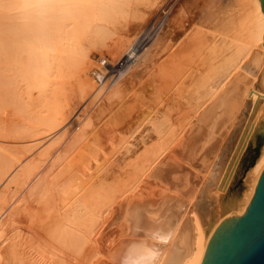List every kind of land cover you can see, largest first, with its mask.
Listing matches in <instances>:
<instances>
[{"label": "bare ground", "instance_id": "1", "mask_svg": "<svg viewBox=\"0 0 264 264\" xmlns=\"http://www.w3.org/2000/svg\"><path fill=\"white\" fill-rule=\"evenodd\" d=\"M200 1L197 18L216 34L194 32L155 64L194 22L186 5L172 14L168 35L148 44L154 27L138 35L133 0H0V141L64 124L35 157L24 152L40 137L29 148L23 142L25 150L0 142V264H200L222 220L245 212L264 169V13L259 0ZM86 34L95 43L114 36L110 53L120 57L110 77L125 67L124 79L72 132L71 112L95 91L81 77ZM139 60L146 86L133 89ZM236 128L239 140L198 213ZM258 133L245 190L228 194L238 157Z\"/></svg>", "mask_w": 264, "mask_h": 264}, {"label": "rangeland", "instance_id": "2", "mask_svg": "<svg viewBox=\"0 0 264 264\" xmlns=\"http://www.w3.org/2000/svg\"><path fill=\"white\" fill-rule=\"evenodd\" d=\"M187 1H191V0H133V3H132V5L134 7V11L133 12L136 15V21L138 23H140V25H141L140 28H139V30H138V35H142V34L146 33V29L149 30L151 26L154 27V28L152 27L154 30L152 31L151 36L147 40V41H149L148 44L152 43L154 41V39H157V38H158L157 40L160 41L159 38H161L165 34H166V36L168 35L167 34V30H170V28H168V26H167L168 25V22H169V19L171 18L172 14L176 11V9L178 8L179 5H186L188 12H192L196 16L195 19H194V22L192 24L186 25L184 27V29L174 39H172L168 43L166 50L164 52L160 53L156 57V60H155L156 63L155 64H158V63L164 61L165 59H167L168 56H169V54L175 48H177L189 35H191L194 32H200V33L202 32L206 36H210V37H211V34L212 35L213 34H216L215 28H214V26L212 24H207L205 22L200 21L197 18V17H199V14L201 13L200 10L202 8V2L200 0H198L197 3L190 4L189 5L188 3H186ZM218 1H221V2H219V5H221L222 2H226L227 0H218ZM161 17H163V23H162L161 26H157L156 19L157 18H161ZM87 36L90 37V38H88ZM108 36H110V35H108ZM108 36H106L105 37L106 39L104 38V40H99L100 42H97L98 44L95 43L96 40L93 39V37H91L90 35L86 34L85 37H87L88 39L87 38L86 39L89 40V41H91V42L85 41L86 39L83 36V39H85V40L82 39L83 42H82V46L81 47H83V50L84 51L81 50L80 52L85 53L86 54V58H84L85 60H84V63L82 64L83 71L81 73V77L82 78H85L86 77L88 80L91 81V83H93L92 85H94L93 88H95V89L92 88V90H95V91L93 92L91 89L90 90L92 91V94L95 97H93L91 95L89 97L90 99L87 100L88 103H89V105L88 104L87 105H88V107L90 106L89 108L85 104L87 102H85L84 99H83L84 102L83 101L81 102V103H84V104H80L78 106V108L79 107L81 108V109L79 108L80 109V112H81V110L83 108L84 109H85V107L88 108V109L82 110L81 113L83 114V116H82V114L80 112H78L79 110H77V109H74L71 112L70 118H68V120L70 119L69 122H71V127L69 129L71 130L73 126H74L73 128H75V130H72V132L73 131L75 132L76 129L78 130V128H80V126L82 125V123L84 122V120L86 121V119L88 118L87 115H89L91 111H93L95 109V112H96V110L98 109L97 107L100 106L99 103H101L99 101V99L101 100V97L102 98H103V96L105 97V95L107 94V92L109 93L112 90L113 84L116 81H117V84L118 85L123 84L122 83L123 82L122 79H124V75L122 77L120 76L121 77V79H120L119 74L120 73H123L122 71L125 70L124 69L125 67L124 68L122 67V70H121V67H120V69H118V70L115 71V76H113L112 79L110 78V75L112 74V70H111L112 68L111 67L112 66H115L117 64V62L119 61L120 54H118L117 56H114L113 54L110 53V47H111V44L110 43H112L110 41H113V40H109V39H112V37H114V36H110V37H108ZM164 39H165V37H163L161 39L162 41L159 43V45L164 46V42H163ZM92 41L93 42L95 41V42L93 43ZM101 41H103L102 42V45H99V43L101 44ZM146 46L147 45L145 43L143 49H145ZM152 48L154 49V46H152ZM80 49H82V48H80ZM102 58L105 59V60H107L108 66H105V67H102L101 68L98 65V60L99 59H102ZM140 60L137 63V65L135 67H133V69L137 70V72L140 71L139 73H141V71H142V73L139 74V73H136V71H134V70L132 71L131 70L132 72L135 73V79L139 77V79H138L139 82H138V80H136V84H135V87H133V89H136V86L139 87L141 85V83H142V85H144V87L146 86L145 85V82H146V78H147V75L148 74H146V69H145L146 67L144 69L142 68L143 66H142ZM83 65H85V66L83 67ZM139 65L142 66L141 68L143 70L140 69V68L139 69H136V68L140 67ZM94 72L98 75L97 78L94 75ZM130 72H129V74H130ZM138 83H140V84H138ZM110 88H111V90H110ZM129 89H131V88H128V91H131L132 90V89L131 90H129ZM99 90L101 92L98 95V93L96 94V92H99ZM100 94H101V96H100ZM91 98L92 99L93 98H96L95 100H97V101H95L94 99L92 100ZM90 100L92 101V103L90 102ZM144 101L146 102V98H144V100L140 101V103L142 104ZM94 103L96 104V107H95V104ZM136 103L133 104V101H132L130 103V106H132V105H135L136 106ZM140 103L138 101L137 107H135L134 109L139 108V107H141V109H143V107L141 106ZM93 104H94V109H92ZM20 105H19V107L21 109L19 111L21 112L22 109H23V112H24L25 107L22 108L23 107L22 104H20ZM83 105H85V107ZM82 106H83V108H82ZM18 109L19 108L17 107V109H14V111L15 110L18 111ZM86 110L88 111V113H86L87 112ZM83 111L84 112L86 111V112L84 113ZM73 114H75V115H73ZM84 114L85 115L87 114L86 115V118L84 117L85 116ZM91 115H92V112L89 115V117ZM243 117H245V114H243L241 116V118H243ZM105 118L106 117H104V119ZM88 120H89V118L87 119V121ZM62 125L64 126V124H62ZM62 125L59 126V127L60 128L63 127ZM59 127L56 128V129H54V130L52 129L53 130V133L55 135L52 133L51 130H48L49 131L48 133H46L47 131L45 132L46 137H45V134H43L44 136H41V137L40 136H37L38 139H37V137H35L34 139L32 138V139H28V140H25V141L24 140H19L16 143H15V140H13L14 142L11 141V140L10 141H7V142H3V141H0V142L3 143V144H1L2 146H6V147H10V148H11V146L12 147L14 146L13 148H15L17 146L18 148L20 147L21 149L22 148L24 149L26 146H28V144L32 143L34 140L37 141V140H39L41 138V140H39V142H42V143H39L38 144L39 146L37 145V143L34 142L37 145L35 148L34 147H33V149L29 148L31 146V144H30L27 147V148L31 149L30 151H29V149L28 150H25L27 148L24 149L25 152H24V150L22 151V152L25 153V155L27 157L29 155L31 157H32V155H33V157H35V156L38 155V152L41 153V151H44L45 150V149L43 150V147L47 146L46 144H49L50 141H53L52 139L54 138V136L56 137V134H57L56 132H58L56 130H61L62 129V128L59 129ZM70 130H69V132H70ZM54 131H56V132H54ZM72 132H70V133H72ZM127 133L129 134V132H127ZM240 134H241L240 133V129L239 128H236L232 132V135L230 136V139L226 142V147H225L224 151L221 150L222 152L220 153V156L217 159L216 165L213 167V169L211 170V173L209 174L210 177L209 176L207 177V181H206V183L203 185V187L201 189L200 195H199L198 200H197V204L198 205L195 208V211L196 212L199 213L201 211H205V209L208 207V205H206L207 199H206V196H205V192L207 191L208 188L214 186V185H212V183H210V181H213V179H214L213 177H211V175L213 176L215 174V176H214L215 179L214 180H216V179L218 180L219 177L223 175L224 170H225V167H226V164L228 163V159H229V157H230V155L232 153V149L236 146V144H237V142L239 140ZM126 136H128V137H126ZM126 136H125L126 139H128L129 136H130V134L129 135H126ZM44 137H45V139H44ZM130 139H131V137L129 138V140ZM261 140H262L261 133H258L257 136L254 138V141H251L250 140L249 143L247 144V146L245 147V149L242 151L240 157H238V162L236 164V168L234 170V173H233V175H232V177L230 179V182L228 184V187H227L228 194H237V195H240L243 192V190H245L244 187H243V185H244L243 182H244V180L246 178L247 172L249 171V169L253 165V162H254L255 158L257 157V155H258V149H259ZM23 142L26 144V146H25V144ZM22 143L24 145H21ZM51 143L52 142H50L49 146L51 145ZM40 144L43 145V146H40ZM22 146H25V147H22ZM33 146H35V145H33ZM49 146H47V147H49ZM38 147H39V149H38ZM40 149H41V151H40ZM27 152H30V153H33V154H30V153L28 154ZM35 153H37V155ZM85 153L87 155L90 154V153H87L86 151H85ZM16 154H17V152H16ZM19 154H18V156H19ZM31 157H29L27 159H31ZM86 157L87 158L90 157V160H91V158L93 160V157L91 156V154L89 156H86ZM91 161H90V163H91ZM93 163L94 162L92 161V164ZM208 214H210V213L208 212Z\"/></svg>", "mask_w": 264, "mask_h": 264}, {"label": "water", "instance_id": "3", "mask_svg": "<svg viewBox=\"0 0 264 264\" xmlns=\"http://www.w3.org/2000/svg\"><path fill=\"white\" fill-rule=\"evenodd\" d=\"M259 2L264 13V0ZM233 215L213 231L200 264H264V169L245 212Z\"/></svg>", "mask_w": 264, "mask_h": 264}, {"label": "built area", "instance_id": "4", "mask_svg": "<svg viewBox=\"0 0 264 264\" xmlns=\"http://www.w3.org/2000/svg\"><path fill=\"white\" fill-rule=\"evenodd\" d=\"M156 21H157V26H161L162 25V23H163V17H161V18H157L156 19ZM98 65L102 68V67H105V66H108V64H107V60H105V59H99L98 60ZM94 75L96 76V78L98 77V75L94 72ZM111 78V77H110ZM112 79V78H111Z\"/></svg>", "mask_w": 264, "mask_h": 264}]
</instances>
